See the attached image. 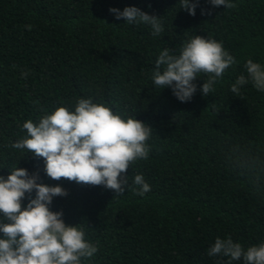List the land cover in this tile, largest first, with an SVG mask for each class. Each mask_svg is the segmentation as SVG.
<instances>
[{
    "label": "trees",
    "instance_id": "trees-1",
    "mask_svg": "<svg viewBox=\"0 0 264 264\" xmlns=\"http://www.w3.org/2000/svg\"><path fill=\"white\" fill-rule=\"evenodd\" d=\"M231 2L226 9L199 0L192 16L180 0H0V176L24 168L67 191L49 209L97 246L82 264H244L208 251L218 237L245 251L264 244V91L245 67L251 59L264 68V0ZM126 7L159 17L163 31L110 11ZM196 35L221 42L236 63L207 96L209 74H198L197 91L181 102L152 76L165 48L179 56ZM241 75L248 82L234 93ZM80 98L152 128L148 159L121 174L123 195L53 180L43 158L11 147L27 137L25 122L60 106L74 111ZM138 174L151 188L143 196ZM35 197L25 193L22 207ZM0 222H8L2 212Z\"/></svg>",
    "mask_w": 264,
    "mask_h": 264
},
{
    "label": "clouds",
    "instance_id": "clouds-1",
    "mask_svg": "<svg viewBox=\"0 0 264 264\" xmlns=\"http://www.w3.org/2000/svg\"><path fill=\"white\" fill-rule=\"evenodd\" d=\"M214 7L226 9L235 5L231 0H209ZM181 7L195 16L199 0H180ZM116 18L128 23H145L152 27V34L159 35L163 27L159 17L151 16L136 7H126L122 12L110 9ZM204 14V10H202ZM31 30L32 25L26 26ZM236 63L235 58L224 50L221 42L196 35L185 44L179 56L165 48L155 64L152 79L161 89L171 87L181 101H190L197 91L193 82L200 73L209 74L202 86V93H211L216 80L225 70ZM163 66V67H162ZM254 86L264 91V68L249 59L245 65ZM27 73H22L26 77ZM248 82L241 75L231 91ZM27 137L11 147L27 149L46 162V174L53 180L61 178L82 185L101 186L123 195L128 188L127 178H121L131 164L148 159L149 139L152 128L136 118L123 119L114 114L104 103H93L80 98L75 110L60 106L51 114H45L38 123L28 120L23 124ZM39 174H29L27 169L13 168L5 179L0 176V212L7 223L0 222V264H82V258L93 257L98 248L85 240L81 227L66 225L63 212L50 211L55 196H66L62 186L37 183ZM140 186L136 194L143 196L151 190L140 174L134 178ZM36 191L27 207H22L25 193ZM223 254L232 260L243 257L244 264H264V244L245 251L231 237L217 238L209 249V256Z\"/></svg>",
    "mask_w": 264,
    "mask_h": 264
}]
</instances>
